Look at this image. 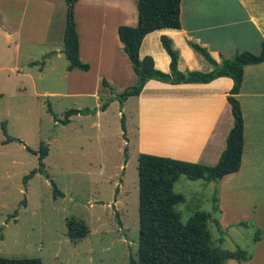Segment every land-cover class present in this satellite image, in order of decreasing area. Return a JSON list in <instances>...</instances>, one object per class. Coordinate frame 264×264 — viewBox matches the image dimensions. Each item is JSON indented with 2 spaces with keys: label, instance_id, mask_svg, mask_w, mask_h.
<instances>
[{
  "label": "rangeland",
  "instance_id": "374dc122",
  "mask_svg": "<svg viewBox=\"0 0 264 264\" xmlns=\"http://www.w3.org/2000/svg\"><path fill=\"white\" fill-rule=\"evenodd\" d=\"M35 1L39 0H0V124L12 139L3 143L0 130V258H39L42 264H129L136 260L137 250L138 154L126 147L118 103L113 100L102 112L98 108L135 84L113 28L116 22L135 26L136 0L76 4L78 58L88 65L86 72L66 71L61 53L65 0H47L50 7ZM98 46L103 55L98 56ZM102 79L107 86L101 85ZM69 109L95 113L58 124ZM41 142L47 147L42 162L48 177L36 173L23 186V176L37 167L36 156L24 148L35 151ZM257 175L246 176L244 187H226L225 197L215 183L180 176L172 191L183 201L173 210L181 223L196 212L211 213L220 231L208 222L211 247L239 248L251 258L256 230L260 239L263 234L255 219L264 223V171ZM50 182L62 196L52 198ZM69 219L88 229L75 243L65 235Z\"/></svg>",
  "mask_w": 264,
  "mask_h": 264
},
{
  "label": "crops",
  "instance_id": "0c3cea01",
  "mask_svg": "<svg viewBox=\"0 0 264 264\" xmlns=\"http://www.w3.org/2000/svg\"><path fill=\"white\" fill-rule=\"evenodd\" d=\"M35 2L50 7L47 0ZM78 2H74L73 9ZM34 7V12L39 14V7ZM118 23L113 28L115 33ZM3 34L5 38L9 37L6 32ZM160 36L168 38L171 49L177 53L179 72H210L212 66L191 49L188 42L204 48L216 63L238 52L258 54L260 43L264 42V0H180L179 29L150 32L142 38L138 48L139 59L149 56L156 70L168 73L169 58L160 46ZM117 48L120 49L121 44H117ZM97 54L103 55L99 46ZM78 56L80 58V42ZM127 64L130 68L128 61ZM130 70V80L135 83L136 77ZM230 88L231 81L224 77L207 84L170 85L147 81L137 96L128 97L120 106L126 129V147L136 154L213 166L225 147L231 127L226 101ZM129 99L133 101L125 108ZM236 100L242 116V151L237 172L225 175L214 184L219 193L224 191V197L229 191L226 187H244L246 176L255 177L264 171V62L242 68V82ZM130 142L135 144L134 147ZM255 220L263 234L253 244L250 260L243 263L228 260L226 264H264V223L258 218Z\"/></svg>",
  "mask_w": 264,
  "mask_h": 264
},
{
  "label": "trees",
  "instance_id": "16d2710c",
  "mask_svg": "<svg viewBox=\"0 0 264 264\" xmlns=\"http://www.w3.org/2000/svg\"><path fill=\"white\" fill-rule=\"evenodd\" d=\"M76 0H65V23L62 34L61 53L67 61L66 71L77 70L86 72L88 65L78 58V39L73 20V4ZM180 0H136V24L134 27L119 25L116 36L121 44V50L126 57L132 73L136 77L135 84L122 90L113 98L104 101L98 110L104 111L108 104L115 100L119 107L128 98L137 96L144 84L154 80L170 85L177 84H207L217 78H228L231 81L226 101L231 115V127L225 139V147L213 166L179 161L166 157L138 154L136 158L137 175V250L136 260L129 264H225L232 260L243 263L250 260L245 251L236 248L233 251H222L212 248L207 224L210 221L218 230V224L212 220L211 213L196 212L185 223L179 221L178 214L173 210L174 205L181 203L183 198L172 191L173 183L183 176L190 181H202L205 184L216 183L222 177L237 172L242 151V116L236 95L242 82V68L246 65H256L264 62V42L260 43L259 53L254 55L243 51L235 53L228 59H220L216 63L207 51L191 42L188 45L198 53L212 70L207 73L197 71L179 72L176 68L177 53L171 49L170 40L159 37V43L169 58L168 73H162L153 67L149 56L138 58V48L142 38L153 31L160 29H179ZM102 86H107L102 79ZM47 112H52L47 108ZM95 110L69 109L63 113V118L54 122L64 126L69 118L75 115H88ZM120 129L125 133L124 119L120 115ZM4 142L12 141L6 135L4 124H0ZM28 153L35 155L37 167L23 176L21 182L25 186L34 174H43V159L47 155V147L42 142L37 150L24 148ZM52 198L62 196L55 185L50 182ZM214 203L212 213L217 212ZM243 224V223H240ZM65 235L71 243L82 239L88 233L83 222L69 219L65 222ZM253 243L259 241L258 230ZM221 240V239H220ZM219 240V241H220ZM0 264H42L39 258L7 259L0 258Z\"/></svg>",
  "mask_w": 264,
  "mask_h": 264
}]
</instances>
